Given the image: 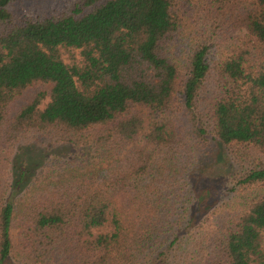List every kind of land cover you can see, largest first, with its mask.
<instances>
[{
  "label": "trees",
  "instance_id": "trees-1",
  "mask_svg": "<svg viewBox=\"0 0 264 264\" xmlns=\"http://www.w3.org/2000/svg\"><path fill=\"white\" fill-rule=\"evenodd\" d=\"M15 1L0 0V140L54 131L98 162L113 135L131 145L67 179L17 159L0 195V264H148L181 221L184 174L207 135L237 185L264 184V0H71L42 16L17 15ZM38 85L51 88L8 119ZM100 127L103 140L76 139ZM194 190L207 210L208 190ZM211 222L172 264H264V194Z\"/></svg>",
  "mask_w": 264,
  "mask_h": 264
},
{
  "label": "rangeland",
  "instance_id": "rangeland-1",
  "mask_svg": "<svg viewBox=\"0 0 264 264\" xmlns=\"http://www.w3.org/2000/svg\"><path fill=\"white\" fill-rule=\"evenodd\" d=\"M70 2L71 0H16L13 4V10L21 16L50 15ZM192 7L188 8L190 10L189 14L181 16L185 22H189L191 18L196 17ZM199 17L202 20L204 19L202 12ZM232 33L231 36L235 38L238 34L242 36L244 31ZM50 88L51 85H38L25 90L9 105L7 118H13L23 106L30 103L39 93H48ZM179 118V121H185V117L182 115ZM109 132L110 127H100L87 131L83 136L77 135L76 139L82 138V144L89 140L97 142L103 140L105 135H109ZM55 133L54 131L34 132L28 130L22 132L15 139L7 140L4 138L0 140V195L5 194L3 197H7L11 191L9 185L12 181V166L17 159L35 158L41 164L42 173H46L45 175L50 179L57 180L61 176L67 179L73 173L85 171L83 166L90 162L96 163V167H106L112 161L120 160L123 151L131 145V143L125 145L123 142L115 145L119 140L111 132L113 135L111 138L112 144L109 146L111 153L104 160L98 162L91 153L81 154V148L71 150L70 144L58 140L59 135ZM218 153L217 145L209 135L205 136L202 143L194 146L193 154H191V165L184 174L187 181V196H185L183 202H179L183 204L187 201L181 207L183 213L181 221L172 228L171 238L153 253V259L151 258L148 264H161L160 261L164 258L167 264H172V261L174 262L173 257L179 252V244L189 239L190 233L197 231V229L199 232V226L209 228L213 224L212 219H217L220 213H233L252 198L264 194V184L252 187L237 185L235 163L224 150L225 160L223 161L225 162L217 164L215 159ZM47 169L50 172L47 173ZM33 180L31 179V181ZM194 187H197L198 190H208L209 195L204 201V204L209 206L207 210H202L203 205L198 206V192L194 190ZM23 194V190L18 191L15 197H21ZM177 212L180 213L181 210ZM206 220L211 221L206 222ZM12 234L16 236V231L13 230Z\"/></svg>",
  "mask_w": 264,
  "mask_h": 264
}]
</instances>
